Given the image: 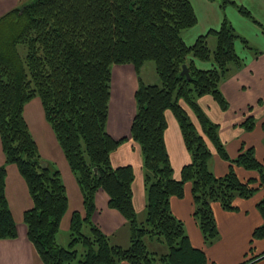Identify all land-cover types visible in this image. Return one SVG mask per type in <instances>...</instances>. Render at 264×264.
Listing matches in <instances>:
<instances>
[{
	"label": "trees",
	"instance_id": "trees-1",
	"mask_svg": "<svg viewBox=\"0 0 264 264\" xmlns=\"http://www.w3.org/2000/svg\"><path fill=\"white\" fill-rule=\"evenodd\" d=\"M20 5L0 18V138L5 163L0 167V240L16 239L18 230L5 193L7 166L14 164L25 179L33 206L24 213L27 235L43 264H214L205 252L191 245L182 220L170 209L172 197L183 198L192 185L193 217L205 244H214L219 230L213 204L236 211L237 198L250 199L264 189V162L254 147L242 145L236 157L228 154L214 123L200 107L211 95L222 110L229 108L220 85L226 74L244 63L236 44L238 36L227 20L220 29L188 45L183 34L197 23L190 0H20ZM220 1L222 6L234 3ZM258 23L250 11L237 7ZM216 38L211 50L208 37ZM195 60L212 62L200 69ZM153 62L159 82L145 84L140 72ZM133 65L140 79L137 112L130 135L112 137L107 129L112 68ZM187 66L190 79L182 76ZM40 98L68 164L82 190L85 214L72 215L69 242H58L68 196L60 171L39 153L24 107ZM194 113L196 122L186 107ZM176 117L191 156L180 179L165 143L166 112ZM241 127L252 131L256 119L249 115ZM264 130V123L262 125ZM139 145L146 186V218L140 222L133 204L134 168L114 167L112 153L126 140ZM229 163L216 176L209 163L213 152ZM258 173L246 180L236 168ZM105 191L110 208L126 219L129 246L115 245L93 222L96 195ZM263 223L254 229L251 247L239 264H256L253 243L264 239V196L257 203ZM148 241L166 248L151 250Z\"/></svg>",
	"mask_w": 264,
	"mask_h": 264
},
{
	"label": "crops",
	"instance_id": "crops-1",
	"mask_svg": "<svg viewBox=\"0 0 264 264\" xmlns=\"http://www.w3.org/2000/svg\"><path fill=\"white\" fill-rule=\"evenodd\" d=\"M231 1L234 5L222 6L220 1L190 0L197 16V23L184 32L183 39L186 44L193 45L198 37L220 29L224 20H227L235 33L248 42L251 49L237 42L236 50L244 64L239 68L232 66L220 85L229 108L222 110L211 95L202 96L198 103L208 117L219 125L220 138L230 157H236L244 144L247 147H254L256 157L264 162V130L262 128L264 123V0ZM20 3V0H0V18L16 9ZM238 6L249 10L258 23L243 15L238 10ZM208 45L211 50L215 49L214 36L208 37ZM195 65L200 69H210L213 63L195 60ZM140 77L145 84L159 82L155 66L150 63L142 67ZM139 84L138 72L133 65H117L112 68L107 129L116 139H123L130 135L131 124L137 112L135 95ZM185 107L196 122L194 113L189 107ZM249 115L256 119V127L252 131H246L241 127L242 122ZM24 118L37 143L41 158L60 171L66 187L68 210L62 219L58 236V242L65 246L69 242L68 234L73 213L78 211L85 214L82 190L46 119L40 98H33L25 105ZM166 120V148L174 177L180 179L183 167L191 162V156L172 111L166 112ZM211 148L213 156L209 167L216 176H223L229 170V163L223 160L212 146ZM111 161L114 167L131 165L134 168L133 204L138 220L143 222L146 218L147 195L139 145L131 138L126 140L112 153ZM4 163L5 155L0 138V167ZM236 172L242 180L258 176L257 172L241 167H237ZM5 193L17 225L18 237L0 240V264H43L28 238L27 226L24 223V213L33 206V200L25 179L14 164L7 166ZM263 196L264 189L250 199L237 198L234 204L238 210L233 212L224 210L219 203H214L213 211L219 236L210 246L205 244L204 237L193 217L194 201L191 183L186 184L183 198H171L170 209L176 218L183 221L191 245L203 250L209 262L239 264L245 259L251 247L250 241L254 229L263 223L262 215L257 209V203ZM93 222L113 244L124 248L129 246L130 232L127 221L118 210L110 208L109 196L105 191H99L96 195ZM148 245L151 250L158 253L166 251V248L157 242L148 241ZM253 248L256 255L263 253L264 239L254 241ZM256 264H264V259Z\"/></svg>",
	"mask_w": 264,
	"mask_h": 264
},
{
	"label": "water",
	"instance_id": "water-1",
	"mask_svg": "<svg viewBox=\"0 0 264 264\" xmlns=\"http://www.w3.org/2000/svg\"><path fill=\"white\" fill-rule=\"evenodd\" d=\"M181 75L186 76L188 80L190 79V73H189L187 66L183 67V71H182Z\"/></svg>",
	"mask_w": 264,
	"mask_h": 264
},
{
	"label": "rangeland",
	"instance_id": "rangeland-1",
	"mask_svg": "<svg viewBox=\"0 0 264 264\" xmlns=\"http://www.w3.org/2000/svg\"><path fill=\"white\" fill-rule=\"evenodd\" d=\"M151 65H154V63L153 62H149ZM157 246V245H156ZM158 248H159V246H157Z\"/></svg>",
	"mask_w": 264,
	"mask_h": 264
}]
</instances>
